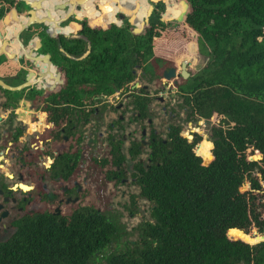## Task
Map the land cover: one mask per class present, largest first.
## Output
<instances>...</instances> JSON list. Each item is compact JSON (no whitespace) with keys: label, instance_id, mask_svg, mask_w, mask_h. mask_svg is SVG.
Returning a JSON list of instances; mask_svg holds the SVG:
<instances>
[{"label":"trees","instance_id":"trees-1","mask_svg":"<svg viewBox=\"0 0 264 264\" xmlns=\"http://www.w3.org/2000/svg\"><path fill=\"white\" fill-rule=\"evenodd\" d=\"M181 1V11L169 9L176 22L161 19L159 0L138 23L127 13L119 23L103 22L100 4L92 2L61 22L89 39L81 58L60 47L79 56L87 48L82 37L52 32L42 22L22 31L23 41L37 39L57 67L49 95L74 109L86 106V114L102 95L131 89L130 102L142 112L146 97L135 86L138 77L158 79L179 59H203L172 90L188 120L210 126L207 135L188 137L173 121L166 135L150 141L148 166L136 145L129 157L119 145L101 157L106 179L134 160L131 176L150 202V217L133 226V240L102 253L124 227L88 204L66 216L24 218L0 241V264H264V237L252 235L257 229L264 236V0ZM30 8L24 0H0V27ZM128 208L137 211L134 195Z\"/></svg>","mask_w":264,"mask_h":264},{"label":"flooded vegetation","instance_id":"flooded-vegetation-1","mask_svg":"<svg viewBox=\"0 0 264 264\" xmlns=\"http://www.w3.org/2000/svg\"><path fill=\"white\" fill-rule=\"evenodd\" d=\"M11 55L13 58V51ZM10 58L0 61V79L16 86L28 70L21 76L18 72L21 67L8 63ZM181 68L167 79L181 76ZM54 77L48 83L36 80L20 88L0 83V241L17 232L26 217L66 216L88 205L85 202L87 182L91 180L88 167L94 166L96 174L104 176L101 157L115 150L114 145H119L127 157L129 148L136 145L140 150L138 159L148 166L150 141L166 135L173 121L178 123L174 105L161 95L164 86L152 89L138 77L135 86L143 87L142 94L146 97L142 112L130 102L131 89L115 93L114 101L101 96L86 114L89 110L86 106L74 109L50 96L54 91L52 81L57 79ZM164 80L172 90L174 84ZM178 80L173 78L172 82ZM103 117H109L104 125ZM189 121L193 122L188 120V124ZM192 133L189 130L184 134L191 137ZM102 145L105 150L99 154ZM133 163V159H128L117 165L116 173L107 180L113 184L133 183Z\"/></svg>","mask_w":264,"mask_h":264},{"label":"rangeland","instance_id":"rangeland-1","mask_svg":"<svg viewBox=\"0 0 264 264\" xmlns=\"http://www.w3.org/2000/svg\"><path fill=\"white\" fill-rule=\"evenodd\" d=\"M142 1V0H141ZM145 1V0H144ZM176 4V9L179 7V11H181L182 1L181 0H174L173 1ZM146 3V2H145ZM168 3L170 4V0H168ZM167 3V4H168ZM150 8L151 2L148 3ZM138 5V3H135V7ZM148 6V5H147ZM167 7V6H166ZM161 12L165 18L163 20H171L173 22H176V19L178 18L177 15H174L172 12L169 11L171 5L169 7ZM135 9V8H134ZM144 16L147 15V18L151 17V14H148V9L144 11ZM162 16V15H161ZM140 22H143L146 20V18H139ZM27 48V47H26ZM28 49V48H27ZM186 60V58H184ZM183 58L179 59L177 66H171L177 69L182 67ZM204 64L203 59H199L196 62L186 60L185 69L188 72V69L191 70L192 68L202 66ZM169 67V68H171ZM169 68L164 69V71L168 70ZM182 69V68H181ZM163 71V72H164ZM189 73V72H188ZM164 74V73H163ZM179 78L177 75H173L172 79L167 77L160 76L158 79L155 80H147L145 78H140V81L143 83L148 84L152 89L160 90L162 86L165 87L164 90H162L161 95H164L169 101L171 102L173 107L176 109V120L177 124H180L183 129V133L187 134L189 130L191 131H200L201 134L207 135L210 123L207 122L205 119H200L197 121H193L191 125L188 124V119L186 115L183 113V110L176 105L178 102V99L175 95V93L168 88V82L164 79L168 80L172 84H176L172 82V80ZM171 86V85H170ZM108 100L114 101L112 94L109 95H102ZM157 106V105H156ZM109 117H103L101 119V123L104 125L106 121H108ZM209 142V141H206ZM105 146L102 145V151H100L99 154L104 153ZM88 172L91 175V180L87 182L86 187V203L87 204H93L94 206L98 207L100 210L105 211L109 215H112L115 217L118 222H120L124 230L121 231L119 236L114 238L107 246V248L102 253H107L108 251L118 248L120 246L124 245V242L127 239H134L136 238V232L133 229V226L137 224L141 219H147L150 217L149 214V204L150 202L142 196H139L138 193V187L133 183H125L120 182L118 184H113L111 181L107 180L103 175L100 177L99 174H96V170L94 166L88 167ZM124 192V193H123ZM132 195L135 196L137 199L135 201L137 205V211H135L134 214H130L128 206L132 204ZM252 235H255L256 237H264L263 233L258 231L257 229H254L252 231ZM101 255H99V261L102 262V259L100 258Z\"/></svg>","mask_w":264,"mask_h":264},{"label":"water","instance_id":"water-1","mask_svg":"<svg viewBox=\"0 0 264 264\" xmlns=\"http://www.w3.org/2000/svg\"><path fill=\"white\" fill-rule=\"evenodd\" d=\"M26 3H28L31 8L29 10V14L22 17H16L13 21L17 22L19 24V28L18 31L16 33V39L18 40L20 46L23 48V53L24 56L28 59H30L32 61V63L34 64H42V72L39 75H35L33 70H30L27 72L26 76L24 77V79L22 80V82L16 86H11L9 84H7L6 82H4L2 79H0V83L4 86V87H9V88H20V87H24L26 85L31 84L32 82L36 81L37 79L43 83H48V81L50 80L49 78H53L56 75V66L54 65V63L52 62L50 53L48 52H42L39 54H36V52L34 51V48L37 49L39 48V45H35L33 47V49L31 51H29L26 48V45L24 44V42L22 41V31L24 29H26L31 23L34 22H42L48 25L49 29L52 32H57V33H62L65 36H69V37H82L86 40L87 42V48L86 50H84L79 56H75L73 54H70L68 52H66L63 47H60V50L63 51L67 56H69L70 58H81L83 56H85L91 48L90 45V41L87 38L86 35L84 34H79V33H74V32H70V26L69 25H61V22L66 20L67 18H69L72 15H79L78 12V8L81 4L86 3L87 1L90 2H99L98 0H60V1H56V0H51L53 2L52 3H46V6L48 8L44 9V6H42V1L45 0H24ZM113 2L117 3V0H113ZM100 6H101V11L104 12L108 9H110V7L107 5L108 3L104 2L101 3L99 2ZM153 6L150 5V8H152ZM57 10H62L64 11L60 16H58V14L56 13ZM40 11H45V14H38ZM133 9H126L125 7L121 6L120 11L117 13L118 16H122L124 13L129 14V16H133ZM148 19V18H146ZM161 19L163 20L164 17L162 16ZM131 21H135L133 19H131ZM5 23H10V21L4 20ZM0 48H4L5 52H7V55L9 57H11V51L9 50V41L8 39L6 40L4 38V35L2 34L1 30H0ZM14 56V54H13ZM182 75L183 76H187L188 72L185 69V64H186V60H183L182 62ZM175 71L174 67L169 68L167 71H164V76H170L171 74H173ZM50 74L49 77H47L45 74ZM37 77L36 80L30 81V79ZM52 87V85H51ZM192 122L189 121V124H191Z\"/></svg>","mask_w":264,"mask_h":264},{"label":"crops","instance_id":"crops-1","mask_svg":"<svg viewBox=\"0 0 264 264\" xmlns=\"http://www.w3.org/2000/svg\"><path fill=\"white\" fill-rule=\"evenodd\" d=\"M56 1H60V0H56ZM98 1L101 3L106 2V3H108L107 5L110 7V9L100 13L99 19L103 22L119 23L120 19H119V16L117 15V13L120 11L121 6L125 7L126 9H133L134 12H133L132 19L135 20L137 23L139 21L138 20L139 18H144V17L147 18V15L144 16L145 15L144 14V11H145L144 7H146V6H145V4H143V2L141 0H117V3L113 2V0H98ZM155 1H159V0H145V2L148 5L147 6L148 14H151V11L153 9V7L148 8L149 7L148 3L151 2V6H153L152 2H155ZM161 1L164 2L165 7L167 6L166 9L169 7V5H171V7H173V9L176 10V4L173 2L174 0H170V4L168 3V0H161ZM99 2H95V3H99ZM46 3H52L53 4V2L51 0L42 1V6H44V9L48 8L46 6ZM91 3L92 2L87 1L86 3H84V5L81 4L79 6V8L77 9L79 12V15H76V16H80L82 11H84V9H87L86 7H88ZM135 3H138V5L136 7H135ZM29 7H31V6L29 5ZM165 7H164V9H165ZM63 12L64 11H62V10L56 11L58 16H60ZM87 12H88V10H87ZM89 12H90V10H89ZM38 14H45V11H40ZM161 15L163 16V14H161ZM163 17L165 18V16H163ZM63 26H65V25H63ZM18 28H19V24L15 21H12L8 24L5 22L2 23L0 30H1L2 34L4 35V38L6 40L8 39L9 50L11 52L13 51L14 57L13 58L8 57L7 52H5L4 48H0V56L4 57V58H10L11 60H9V61H11L12 63H15L17 66H19L21 68H25L26 71L27 70L28 71L33 70L35 75H39L43 70V68L41 66L42 64H34V63H32V61L30 59L27 58L29 61V66H27V65H24V63L21 60V58L24 56V53H23V48L20 46L18 40L16 39V33L18 31ZM70 32H71V30H70ZM22 41H23V38H22ZM24 44L26 45V47L28 48L29 51H31L35 45H39L36 41H33V40H29L27 43L24 42ZM39 48H40V46H39ZM39 48H37V49L34 48V51L36 52V54L42 53ZM56 72H57V67H56ZM45 75L47 77L50 76V74H47V73ZM35 78H37V77H35Z\"/></svg>","mask_w":264,"mask_h":264},{"label":"bare ground","instance_id":"bare-ground-1","mask_svg":"<svg viewBox=\"0 0 264 264\" xmlns=\"http://www.w3.org/2000/svg\"><path fill=\"white\" fill-rule=\"evenodd\" d=\"M167 77H169V76H167ZM33 80H36V78H34V79L30 80V81H33Z\"/></svg>","mask_w":264,"mask_h":264}]
</instances>
